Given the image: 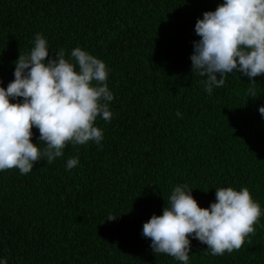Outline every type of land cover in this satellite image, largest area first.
Instances as JSON below:
<instances>
[{
    "label": "trees",
    "instance_id": "obj_1",
    "mask_svg": "<svg viewBox=\"0 0 264 264\" xmlns=\"http://www.w3.org/2000/svg\"><path fill=\"white\" fill-rule=\"evenodd\" d=\"M222 2L0 0V86L40 33L51 58L80 46L105 61L114 95L111 121L97 120L102 145L69 144L26 175L0 171V257L8 264H180L154 254L142 235L177 184L205 208L216 188L247 187L264 210V74L249 81L230 73L209 95L206 77L192 72L196 21ZM189 254V264H264V215L239 250L212 256L192 239Z\"/></svg>",
    "mask_w": 264,
    "mask_h": 264
},
{
    "label": "clouds",
    "instance_id": "obj_2",
    "mask_svg": "<svg viewBox=\"0 0 264 264\" xmlns=\"http://www.w3.org/2000/svg\"><path fill=\"white\" fill-rule=\"evenodd\" d=\"M195 33L200 39L193 42L192 72L206 77L209 95L230 73H242L249 81L264 74V0H223L197 19ZM50 50L47 38L37 33L30 52L14 62V79L0 86V171L18 169L26 175L38 161L52 164L63 157L69 144L102 145L104 131L97 120L110 122L113 115L110 68L80 46L68 58L63 49L51 58ZM259 113L264 118V106ZM176 115L182 118L179 111ZM78 164L79 156L71 157L66 170ZM215 190V202L205 208L187 184L173 188L162 215L153 214L143 224L142 235L151 240L154 254L189 264L192 239L206 244L212 256L242 247L264 210L247 187ZM0 264L8 259L0 257Z\"/></svg>",
    "mask_w": 264,
    "mask_h": 264
}]
</instances>
